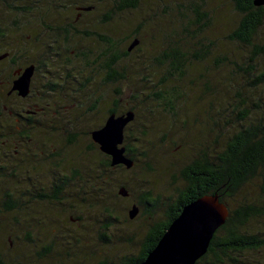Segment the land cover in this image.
I'll return each mask as SVG.
<instances>
[{"label": "rangeland", "instance_id": "obj_1", "mask_svg": "<svg viewBox=\"0 0 264 264\" xmlns=\"http://www.w3.org/2000/svg\"><path fill=\"white\" fill-rule=\"evenodd\" d=\"M118 1L0 0V53L7 51L17 66H44L32 81L31 101L48 97L54 84L57 92H66L49 98L46 108L53 111L24 128L6 113L16 104L0 98V257L6 264H119L136 256L149 225L164 218L185 186L180 171L186 164L218 152L238 129L256 124L264 130V80L255 83L256 76H264V5L251 40L258 52L249 60L253 46L227 39L239 22L232 0H137L134 8L116 11ZM80 3L96 9L82 15L78 28L104 33L116 51L137 38L135 48L114 65L121 77L105 81L100 66L85 67L104 44L63 40L54 32L48 38L47 26L66 24ZM109 8L112 19L99 24ZM172 52L175 71L164 57ZM5 60H0V94L8 84ZM104 60L100 56L98 63ZM236 106L239 113L246 110L245 118H238ZM110 107L115 115L134 113L121 144H129L135 165L111 166L104 176L108 182L100 184L104 158L91 145L89 131L102 126ZM63 174L64 198L42 196ZM263 178L262 166L228 202L264 206ZM120 184L128 191L125 197L116 193ZM142 193L152 206L140 199ZM9 202L13 207L5 208ZM132 203L138 212L129 219ZM245 227L264 236V211ZM241 260L264 264V248L245 251Z\"/></svg>", "mask_w": 264, "mask_h": 264}, {"label": "trees", "instance_id": "obj_2", "mask_svg": "<svg viewBox=\"0 0 264 264\" xmlns=\"http://www.w3.org/2000/svg\"><path fill=\"white\" fill-rule=\"evenodd\" d=\"M232 1L235 11L239 13V22L234 30L227 35V39L241 42L245 47L253 46L250 52V60L258 52L257 45L251 40L254 30L263 18L262 6H253L251 0ZM129 6L131 5L127 2L121 1L116 9L120 10ZM125 54V51L122 52V55ZM176 54V52L169 55L164 54V57L169 60L168 64L174 71L177 69ZM119 57V54L113 55L112 61L116 62ZM109 63L107 62V65ZM231 64L236 65L238 71L239 69L243 70L236 62ZM165 79L166 76L164 75L160 77L158 84H161ZM262 80H264L262 74L255 77V83ZM236 96L239 97V93ZM234 110L238 113V118L239 115H244L241 118H245L246 110L239 113V106H236ZM110 112H115L114 108L107 111V113ZM91 145L97 149L96 144L92 142ZM123 146L124 154L128 156L131 148L128 143ZM99 153L104 158L99 175L100 184H102L108 182L109 177L105 180L104 176L106 170L107 172L111 170V166L109 165V157L100 151ZM134 165L133 163L131 167L125 168L123 165L118 164L114 167L131 170ZM262 166L264 167V130H261L260 126L256 124H250L236 130L225 140L223 147L213 155L202 154L196 159L193 158L180 171L185 186L178 192L176 198L168 204L164 218L149 225L138 254L125 258L119 264H131L143 260L146 253L154 247L161 234L170 221L177 216L183 205L201 195L214 193L218 195L219 201L226 204L228 213L224 222L212 234L205 253L194 264H244L241 255L245 251L264 248V236L245 231V226L251 219L263 214L264 206L263 204L259 205L257 202L235 203L233 205L228 202V199H231L239 191V187ZM120 185L124 186V184ZM260 190L264 195V178L260 184ZM142 194L140 199L148 201L149 206H152L153 203L151 200V202L149 201V196L146 193ZM3 264L6 263L3 261ZM101 264L105 263L102 262Z\"/></svg>", "mask_w": 264, "mask_h": 264}, {"label": "water", "instance_id": "obj_3", "mask_svg": "<svg viewBox=\"0 0 264 264\" xmlns=\"http://www.w3.org/2000/svg\"><path fill=\"white\" fill-rule=\"evenodd\" d=\"M255 7L263 6L264 0H251ZM137 43L136 39L127 47L130 50ZM5 54H1L0 58ZM32 66H26L11 85L21 96L28 92L29 77ZM134 118L132 110L115 115L109 113L101 127L91 130L90 140L97 149L109 157V165L118 164L129 168L133 160L124 154L123 129ZM119 196L128 195L127 189L119 185L116 189ZM138 212L136 204H130L127 217L133 218ZM228 213L224 202L219 201L217 194H204L183 205L154 247L146 253L143 260L131 264H194L202 256L208 246L212 234L225 220ZM1 264V263H0Z\"/></svg>", "mask_w": 264, "mask_h": 264}, {"label": "flooded vegetation", "instance_id": "obj_4", "mask_svg": "<svg viewBox=\"0 0 264 264\" xmlns=\"http://www.w3.org/2000/svg\"><path fill=\"white\" fill-rule=\"evenodd\" d=\"M121 1L127 2V4L131 5L129 7L123 8V9L134 8L136 6V2H137V0H119L114 6V9L116 11L123 10V9H120V10L116 9L118 3ZM73 7L75 8L74 9L75 13L69 21H65V22H67L66 24H64V25L57 24V25H48L47 26L46 33L48 35V38L50 36V33L54 32L55 35L59 36L63 40H67V39L70 40L73 37H76L78 40H80L82 38L83 39H94V40L98 41L100 44H104L105 47L103 48L102 53L99 55V57H95L94 59H90L89 63L85 67H87L90 70V69L96 68L97 66H100V69L103 72V79L105 81L110 82V81L116 79L117 76L121 77L119 72L114 67V65L116 64V62L119 59L116 62L112 61V59H113L112 56L115 54H119L120 57L124 56V55H122V52H124V51L126 52L125 55H127L133 48H135L134 46L137 43L130 50H128L127 47L129 46V44L132 42L133 39L137 40V38L135 36L128 38L127 40H125V41L129 40L127 42L128 44L126 43L124 48L122 47V49L116 51V50H114L115 43H113V41L110 39V37H107L106 35H104V33L96 31V30L85 29L83 27H81V28L77 27V24L80 21V19L82 18V15L93 12L96 8L94 9L93 5L91 6V5H88L87 3L86 4L80 3L77 5H73ZM112 13H113V8H109L107 11L103 12L102 15L98 18V23L99 24L109 23L110 20L112 19ZM70 32H73L74 36L68 37V35L71 34ZM133 35H135V34H133ZM29 37L31 39L32 34ZM66 37H68V38H66ZM69 40H68V42H69ZM60 48H65V46L62 45ZM71 50L79 52L82 56H84V54H86L80 48H75V49L71 48ZM1 54H5V55L3 57H1L0 60L3 61L4 59H6L5 61H6V63H8V67L5 70V73H7L6 79H8L7 80L8 84H7L5 91H3V93L0 94V98H1L2 102L8 103V104H14V103L16 104V105H10V107H8V109L6 110V113L11 114L13 119L16 122L21 123L22 127H20V128H24V125H26L27 123L30 124L32 122V118H36L40 115H45L48 110L53 111V109H52L53 107L46 108V106H48V104H49L48 103L49 98L54 97V96L57 97L58 94L60 96L66 97V92L63 88H62L61 92H57L58 90H57V88H55V84L53 86V84L50 83L51 87L53 86V89L50 88V91H53V92L48 97H40L38 99H34V101H31V98L33 97L32 81L34 80L37 72H39L41 69L44 68L43 64H40L38 66L36 62H34V63L31 62V63H28L24 66H17V65H15L17 63V61L15 59H13L11 56H9V53L7 51H3L0 53V55ZM100 56H102L103 59H105L102 64L98 63V61L100 60ZM107 62H110V63L107 65ZM29 65L32 66V71H31V74L29 77L28 92L24 96H21L17 93L16 90L11 89L12 81L17 76H19L21 74L24 67L29 66ZM10 68H11V71H9ZM65 71H66V69H65ZM6 101H8V102H6ZM5 103H2V104H5ZM22 104H24V105L21 106ZM111 108H113V107L108 108V110ZM110 113L116 114V112H110ZM108 114L109 113H107V115ZM106 116L104 117V119L106 118ZM30 120H31V122H30ZM103 122H104V120L102 121V123ZM90 131H89V133H90ZM28 179H30V177H28ZM58 181H56V180L52 181L50 183L49 191L42 196H44L45 198H51V199H54L57 197H58V199L64 198L65 191H66L65 190L66 176L63 174L59 178ZM43 190L44 189L41 188L40 192H43ZM42 199H44V198H42ZM4 207L5 208H7V207L12 208L13 203L9 202V203L5 204ZM45 248H48V246H45L43 248V250ZM126 258H128V257H126ZM0 260H1L0 263L3 264L1 257H0ZM101 263L102 262H95L94 264H101Z\"/></svg>", "mask_w": 264, "mask_h": 264}]
</instances>
